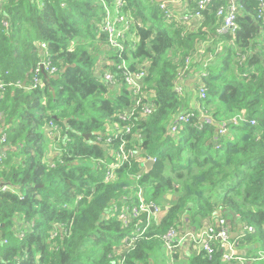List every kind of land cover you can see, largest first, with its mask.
I'll return each instance as SVG.
<instances>
[{
    "label": "trees",
    "instance_id": "trees-1",
    "mask_svg": "<svg viewBox=\"0 0 264 264\" xmlns=\"http://www.w3.org/2000/svg\"><path fill=\"white\" fill-rule=\"evenodd\" d=\"M161 1L121 0L117 8L116 0H106L130 26L118 54L100 33L105 13L99 0H2L0 131L6 135L7 150L0 163V264H166L161 236L170 227L198 231L205 220L218 215L254 229L240 238L239 245L250 246L243 256L246 264L261 260L264 16H259L260 5L257 0H234L238 27L231 36L218 33L223 20L216 12L226 2L211 0L201 11V23L187 29L166 19ZM190 5L193 14L197 4ZM200 43L205 47L198 55ZM41 44H46L45 52ZM209 54L213 59L207 64ZM44 59L56 72L39 66L40 85L26 90ZM101 60L116 75L115 85L96 75ZM122 62L131 71L146 72L141 97L152 106L147 116L138 108L131 119L120 120L135 104L117 69ZM199 70L204 77L198 78L193 90L184 89L179 95L176 81L185 82ZM200 87L204 99L198 96ZM198 108L210 120L201 118ZM181 111H193L195 117L170 135L169 126ZM50 123L58 130L53 138L46 133ZM222 124L226 133L218 135ZM126 126L132 129L123 138L136 159L131 166L113 170L112 180L106 182L118 140L112 138L106 147L96 138ZM146 158L156 160L149 171L142 163ZM99 160L105 164L98 166ZM137 190L143 191L146 203L165 212L156 228L125 253L122 242L134 229H124L118 215L127 204L124 198L135 204ZM140 220L144 225L146 214ZM214 249L210 257L196 250L182 264H226L222 250L216 244ZM172 256L177 259V252Z\"/></svg>",
    "mask_w": 264,
    "mask_h": 264
},
{
    "label": "built area",
    "instance_id": "built-area-1",
    "mask_svg": "<svg viewBox=\"0 0 264 264\" xmlns=\"http://www.w3.org/2000/svg\"><path fill=\"white\" fill-rule=\"evenodd\" d=\"M121 0H116L117 8H119ZM187 2H194L197 4V11L191 14L187 12L184 15L176 16L172 10H170L164 2L159 3V8L164 13L166 19L168 20H176L179 21L183 27L187 29H191L192 25L195 21L201 20V11L204 10L207 5L211 2V0H186ZM219 2H226V5L220 6L216 12L217 17L222 18L223 25L220 30H218L219 34H230L231 36L237 30V23H236V5L234 0H218ZM260 9H259V16H264V0H257ZM2 0H0L1 5ZM101 2L105 17L103 21V25L99 28L100 33L104 34L107 38L108 46L117 52L118 54L122 52L125 43V33L128 32L130 26L127 20L121 15H118L117 8H115V13L112 9L105 3L106 0H99ZM205 44L200 43L198 46L197 54L200 55L203 53V46ZM41 49L46 50V44H41ZM219 49L216 50L215 54ZM48 59V58H47ZM44 59L40 62L35 70L33 71V76L30 80V83L26 87V90L30 91L35 89L38 85H40L41 81L37 76V72L39 71V66L53 74L56 72V69L50 66L49 60ZM213 56L211 54L205 57L204 62L207 64L211 62ZM191 60V59H190ZM189 60V62H190ZM187 61L186 64H189ZM206 64V65H207ZM205 68V64H204ZM117 69L120 72L121 79L125 83L128 91L134 98V106L126 113L122 114L120 120L128 121L131 119L135 113L138 111L147 116L152 111V106L146 103H143V98L141 97L144 89V78L146 76V72L144 70L138 71H131L127 67V65L122 62L121 64L117 65ZM201 77H204L202 74ZM103 80L108 83L109 85H115L117 80L116 75L107 72L102 76ZM19 86V83L17 84ZM1 88V85H0ZM185 85L184 80L178 83H175V91L182 95L184 93ZM198 96L200 99L205 98V90L204 88L200 87L198 90ZM140 110L137 111V109ZM199 116L206 120H210L209 116H205L204 111L201 108H198ZM195 117L193 111H181L174 122L169 126V134L174 135L177 133L178 127L181 125H185L190 122V119ZM237 119V118H236ZM236 119H233L236 121ZM238 119H243L238 117ZM2 121V116L0 114V122ZM251 124H254V121H250ZM131 127L126 126L123 130H119L117 127L114 128L115 132H112L111 136L109 134H100L96 141L97 143H103L106 147H109V144L112 142V138L117 139V149L113 151V160L107 166L105 172V181L109 182L112 180V172L115 169L121 168L123 166H131V163L134 159H136V153L133 152L128 146L127 141L123 138L124 135H128L131 133ZM52 138L58 135V130L53 124L48 125L47 132ZM218 135H222L226 133L225 126L222 124L220 125L218 131ZM58 140V138L56 139ZM6 143V135L0 131V163L5 158V152L7 147L4 146ZM152 160L153 164L155 163L154 158H146L143 160L142 163H145L147 160ZM98 166L105 164L104 161L99 160L97 161ZM140 178V175H137L134 179L137 180ZM2 190H9L7 187H2ZM136 202L135 204H131L130 198H124L127 201V204L123 207L122 211L119 213L118 218L122 223L124 229H131L133 227V232L130 236L125 237L121 248H124L125 253L130 252L134 249L135 243L142 238V236L147 232L148 229V220L151 216L155 213L161 212V207L154 204L153 202L146 203L143 199V191L137 190L135 193ZM142 214H146V222L143 225L142 220L139 221V218ZM184 230L180 228L170 227L162 236L161 241L163 243V247L166 253L170 256L174 253L176 249H179L185 240L191 242L194 245L196 250H202L204 253L210 257L215 249L214 244L217 245L218 248L222 250V261L226 264H246V260L244 257H238L234 243L230 239L229 234V226L227 220L222 216H216L213 220H205L203 222V226L198 231H187L183 232ZM254 229L250 226L242 227V236L248 233H253ZM264 259V255L261 256V260ZM259 259H253L252 261H258ZM235 262V263H234Z\"/></svg>",
    "mask_w": 264,
    "mask_h": 264
},
{
    "label": "crops",
    "instance_id": "crops-1",
    "mask_svg": "<svg viewBox=\"0 0 264 264\" xmlns=\"http://www.w3.org/2000/svg\"><path fill=\"white\" fill-rule=\"evenodd\" d=\"M161 2H164L167 5V7L170 10H172L173 13L176 16H178V17L181 16V15L186 14L187 12H189L191 10V7H190L191 5L186 0H162ZM201 20L195 21V23L192 25L191 29L197 27L198 23L199 24L201 23ZM204 47H205V45L203 46V48ZM107 64L108 63L106 61H103V60H101L98 63L97 70H96L97 71L96 75H98L100 78H102V76L105 73L109 72V69L107 68L109 65H107ZM201 76H202V73H201L200 70L197 71L196 73H194L193 76H188V78L184 82L185 89L190 90V91L193 90L194 87L196 86L195 83L197 82L198 78H200ZM191 102H192L191 105H193V99H191ZM167 198L170 199V197H167ZM227 223H228V226H229L230 239L234 243L237 256L238 257L245 256V254H247V251L250 249V246L249 245H244L243 247H241L239 245L240 244L239 240L242 237V226L240 224H238L236 221L230 222V221L227 220ZM186 227H188V226H185V228ZM189 228L191 229V227H189ZM187 242L188 241L185 240V242H183V244H182L183 245L182 247L188 246L187 250H185L182 253V252H180V250L182 249V247H181L178 250V252L176 251L178 256L180 257V259H183V257H185V260H183V263H185L187 261V259L191 256V254L196 251V249L194 248V245L191 242H188L189 245H186ZM255 264H264V259L256 262Z\"/></svg>",
    "mask_w": 264,
    "mask_h": 264
},
{
    "label": "rangeland",
    "instance_id": "rangeland-1",
    "mask_svg": "<svg viewBox=\"0 0 264 264\" xmlns=\"http://www.w3.org/2000/svg\"><path fill=\"white\" fill-rule=\"evenodd\" d=\"M95 47L97 48V45L95 44ZM92 49V48H91ZM90 49V50H91ZM102 51V52H105V48L104 47H98V51ZM99 60V59H98ZM118 90V89H117ZM116 90V91H117ZM185 97V96H184ZM111 128V126H109L108 125V127H107V131L109 130ZM55 148L56 147H54L53 149H54V151H56L55 150ZM49 150L51 151L52 150V146H50V148H49ZM54 153H57V152H52V154H54ZM162 210H161V212L160 213H155L153 216H151L150 217V219L148 220V229H147V231L150 229H154V228H156V226H157V224H158V222H159V220L161 219V217H163V214H164V212H165V209L162 207L161 208ZM185 230L183 231V232H187V231H192L190 228H189V226L188 227H186V228H184ZM189 242V241H188ZM186 243V245H189V243ZM183 246V245H182ZM181 246V247H182ZM180 247V248H181ZM179 248V249H180ZM179 249H176L175 251H174V253L177 251L178 252V250ZM188 249V246H184V247H182V249L180 250V252H184L185 250H187ZM118 252V251H117ZM116 252V253H117ZM166 253V252H165ZM173 253V254H174ZM172 254V255H173ZM166 255L168 256V258H167V260H166V264H182L183 263V260H185V257H183V259H180V257L178 256V258L177 259H175L172 255H168L167 253H166ZM183 256V255H182Z\"/></svg>",
    "mask_w": 264,
    "mask_h": 264
},
{
    "label": "water",
    "instance_id": "water-1",
    "mask_svg": "<svg viewBox=\"0 0 264 264\" xmlns=\"http://www.w3.org/2000/svg\"><path fill=\"white\" fill-rule=\"evenodd\" d=\"M143 166L146 168V170H151V168L153 167V162L152 160H147L145 163H143ZM170 197V196H168Z\"/></svg>",
    "mask_w": 264,
    "mask_h": 264
}]
</instances>
